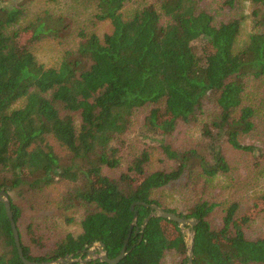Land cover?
<instances>
[{
  "label": "trees",
  "instance_id": "obj_1",
  "mask_svg": "<svg viewBox=\"0 0 264 264\" xmlns=\"http://www.w3.org/2000/svg\"><path fill=\"white\" fill-rule=\"evenodd\" d=\"M33 1L0 0V191L10 196L25 256L43 262L73 255L74 262L60 264H81L102 242L113 258L130 234L118 264H164L169 254L188 264L177 222L155 216L144 228L155 203L199 220L187 225L192 264H264V234L247 235L264 215V146L245 142L260 124L264 129V97L253 91L264 84V0H155L129 14L132 0H68L61 10L51 4L66 0H48L32 12ZM81 16L109 20L113 29L100 36L75 27ZM246 19L252 29L243 38ZM47 37L63 51L52 66L34 52ZM195 41L203 42L201 55ZM148 108L143 127L162 136L159 146L141 148L126 172L109 176L106 169L122 165L134 116ZM157 151L165 166L153 161ZM229 151L245 159L235 163L248 166L246 179L235 177ZM227 176L217 193L216 182ZM174 191L185 210L163 199ZM136 202L148 205L132 209ZM217 208L219 228L212 222ZM0 264H24L3 202Z\"/></svg>",
  "mask_w": 264,
  "mask_h": 264
},
{
  "label": "rangeland",
  "instance_id": "obj_2",
  "mask_svg": "<svg viewBox=\"0 0 264 264\" xmlns=\"http://www.w3.org/2000/svg\"><path fill=\"white\" fill-rule=\"evenodd\" d=\"M155 0H132L131 2L127 3L126 6L127 8H125V13L129 14L132 10H134V8L137 5H140L142 3H151L154 2ZM48 2V0H34L31 4V11H35V9H37L38 7H40L41 5H45ZM135 2V3H134ZM67 3L68 0L66 1H61L58 3H53L51 4L52 7H55V9H66L67 8ZM49 4V3H48ZM77 5V4H75ZM243 10L245 13H251V6H250V2L249 1H244L243 2ZM80 6V5H79ZM78 6V8H79ZM226 16H220V18L218 20H223L222 18H225ZM78 19H83L84 21L82 23H73V25L75 27L79 26L80 24H83L84 26H86L89 29H94L96 31V33H98L100 36H103L105 33L111 32L113 27L112 24L109 20L106 21H96L95 19L92 18V16H81ZM225 20V19H224ZM81 22V21H80ZM252 29V21L251 19H246L244 26H243V38H246L247 35L249 34V32ZM26 38L27 36H24L21 38V44L22 43H26ZM202 45L203 42L202 41H195L193 42V46L195 51L201 55L202 54ZM34 52L38 58V60H40V62L44 63L46 66H52L54 64H56L62 57L63 51L61 50V46H58L56 44L55 39H51L50 37L45 38L44 40L38 42L37 44L34 45ZM255 94L260 96V97H264V84L263 85H257L256 87H254ZM252 91V93H253ZM21 103H17L15 104L16 107L20 106ZM259 107L261 109H263V105H259ZM150 108H148L147 110H143L141 112H138L134 118V125L132 128V132L131 134H129L126 139V144L122 145V149H121V156H124L122 165L118 168H109L106 169V173L111 176V177H119L123 172L127 171V167H128V161L131 160L134 156V154H136L137 151H139L141 148L144 147H148V146H154L157 147L159 146L160 142H161V138L162 136H156V135H152L151 133H149L146 128L143 127V123H144V119L146 117V115L148 114ZM260 120V119H259ZM180 129V128H179ZM199 130L196 129L195 127H193L190 131V133H192L194 136H198L199 135ZM179 139H183V138H179ZM245 142H249V143H256L258 145H262L264 146V129L261 127L260 124V129L258 132H256L253 136L249 135L247 137H245ZM55 145V149L57 150V152L62 156L63 162L64 163H70V160H68V154H67V150H65L64 148H62L59 144L57 143H53ZM159 157H161L160 153L157 151L154 153L153 155V161L157 164L159 163V165L161 166H165V163H162L159 159ZM227 158L230 160L231 163H235L238 160L244 161L245 159L243 157L238 158V154L229 151L227 153ZM237 165V166H236ZM248 166L246 164H244L243 162H240V164L235 163V171H234V175L235 177L237 176V178L239 180H244L247 178V176L249 175L248 170L249 168H247ZM221 182H216L218 184L216 191L217 193H220L223 191L221 187V185H226L227 183L230 182V178L227 176L226 178L222 177L221 180H219ZM179 187V186H178ZM51 190L53 191L52 194L56 195L60 192L61 190V185H55L53 187H51ZM225 192V190H224ZM226 193V197L227 195L229 196V194ZM165 201L167 200V202L171 203V205L173 207H177L179 210H185L186 205L184 203V201L182 200V197L179 196V191H174L173 195L172 193H167V196H165L163 198ZM248 200V203L245 204L243 206V209L246 208L247 205H249L252 200L246 199ZM263 207V206H261ZM219 208H217L213 215V225L216 228H219L222 226V213L221 211H217ZM31 213V211H27V214L29 215ZM80 214V213H78ZM254 214V213H252ZM251 214V215H252ZM73 230L79 231L80 229L75 226V228H71ZM186 236H187V241L189 242L192 235H193V231L191 228H186L185 230ZM257 234H264V215L263 217L259 218L256 222H254L251 226H249L247 228V235L248 236H256ZM177 260V257H175L174 255H168L164 264H175Z\"/></svg>",
  "mask_w": 264,
  "mask_h": 264
},
{
  "label": "water",
  "instance_id": "obj_3",
  "mask_svg": "<svg viewBox=\"0 0 264 264\" xmlns=\"http://www.w3.org/2000/svg\"><path fill=\"white\" fill-rule=\"evenodd\" d=\"M0 202H3L5 204L6 212H7V215H8L10 224H11V228L13 231L16 247H17L19 256L22 259V261L24 262V264H60V263H67V262L71 263V262L75 261V259L73 258V255H67L66 257H60L58 259H54V260H50V261H43V262L33 261V260L28 259L24 254L19 229H18L17 223L14 219V213L12 210V203L10 200V196L6 190L0 191ZM136 204L148 205L147 203H144V202H136L132 205V209H134ZM150 205L152 207V212L145 219L144 228L147 226L150 219L155 217V216H160V217H163L165 219L177 222L179 224V226L181 227V229H183V230H185L187 228V225L194 227L199 221L198 219H195V218L182 217L179 214H177L173 211H168V210L164 209L163 207H161L160 205L155 204V203L150 204ZM137 217H138V214L136 212L135 213V219H137ZM134 224L135 223H132L131 229L133 228ZM192 231H193V229H192ZM129 237H130V234H129L123 248L121 249L120 253L113 258L109 257L107 255V253L104 251V247H105L104 243L97 242V243L93 244V246L90 249H88L87 257L85 259L80 260L81 264H84L85 262H87L91 259H96V258H99L103 261H106L109 264H118L129 252V250L127 248ZM188 243H189V245H188L189 246L188 264H192L193 250H194V244H195L194 231H193V235H192V237ZM85 251L86 250H84V252Z\"/></svg>",
  "mask_w": 264,
  "mask_h": 264
}]
</instances>
